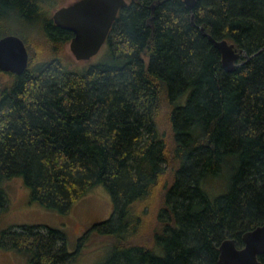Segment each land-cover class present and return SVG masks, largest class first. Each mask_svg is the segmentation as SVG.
Masks as SVG:
<instances>
[{
  "label": "trees",
  "instance_id": "1",
  "mask_svg": "<svg viewBox=\"0 0 264 264\" xmlns=\"http://www.w3.org/2000/svg\"><path fill=\"white\" fill-rule=\"evenodd\" d=\"M58 1L0 0V38L28 51L21 75L0 72V219L14 178L60 215L103 187L112 212L73 253L63 229L41 226L4 230L0 249L72 264L103 238L101 264H217L222 241L242 247L264 224V0H195L191 12L125 0L107 51L82 68L52 20ZM223 40L247 57L230 73Z\"/></svg>",
  "mask_w": 264,
  "mask_h": 264
},
{
  "label": "water",
  "instance_id": "2",
  "mask_svg": "<svg viewBox=\"0 0 264 264\" xmlns=\"http://www.w3.org/2000/svg\"><path fill=\"white\" fill-rule=\"evenodd\" d=\"M190 12L195 0H183ZM127 7L125 0H76L52 15L56 27L72 37L68 51L76 62H87L98 54L119 10ZM221 56V66L227 73L235 71L236 63L245 57L226 41L214 43ZM247 59V57H245ZM28 66V52L19 37L0 38V72L21 75ZM243 248L237 249L234 240H225L219 246L217 264H261L258 256L264 253V224L242 236Z\"/></svg>",
  "mask_w": 264,
  "mask_h": 264
},
{
  "label": "rangeland",
  "instance_id": "3",
  "mask_svg": "<svg viewBox=\"0 0 264 264\" xmlns=\"http://www.w3.org/2000/svg\"><path fill=\"white\" fill-rule=\"evenodd\" d=\"M73 1L76 0H60L55 10ZM52 4L54 5V2ZM104 50L107 51L106 46L103 45L99 53L90 61L79 62L76 65L82 68L89 63H97ZM65 51L70 55L67 46ZM70 57L72 58L71 55ZM0 79L2 80V77ZM3 80L6 81V77ZM6 183L5 190L9 199V209L0 219V235L4 230L13 227L61 228L67 237V249L73 253L77 248L78 239L83 236V233L93 225L109 219L112 212L111 198L103 187L92 189L72 206L68 214L60 215L29 203V190L24 186L21 178H14ZM106 245V239L92 240L85 247L83 255L72 264H101L106 258L104 257L106 256ZM0 264H25V262L15 253L0 249Z\"/></svg>",
  "mask_w": 264,
  "mask_h": 264
},
{
  "label": "flooded vegetation",
  "instance_id": "4",
  "mask_svg": "<svg viewBox=\"0 0 264 264\" xmlns=\"http://www.w3.org/2000/svg\"><path fill=\"white\" fill-rule=\"evenodd\" d=\"M227 240H233V239H227ZM241 240H242V239H241ZM224 241H225V240H224ZM234 241H235V240H234ZM222 242H223V241H222ZM222 242H221V243H222ZM219 246H220V245H219ZM235 246H236L237 249H241V248H243V243H242V247H238V246H237V243H236V241H235ZM218 249H219V247H218ZM218 253H219V251H218ZM261 255H262V254H261ZM218 256H219V255H218ZM259 256H260V255H259ZM259 256H258V258H259ZM258 261H259V260H258ZM217 262H218V260H217Z\"/></svg>",
  "mask_w": 264,
  "mask_h": 264
},
{
  "label": "bare ground",
  "instance_id": "5",
  "mask_svg": "<svg viewBox=\"0 0 264 264\" xmlns=\"http://www.w3.org/2000/svg\"><path fill=\"white\" fill-rule=\"evenodd\" d=\"M243 52V51H242ZM246 57V55H244ZM245 57H243L245 59ZM242 60V59H241ZM247 60V59H246Z\"/></svg>",
  "mask_w": 264,
  "mask_h": 264
}]
</instances>
